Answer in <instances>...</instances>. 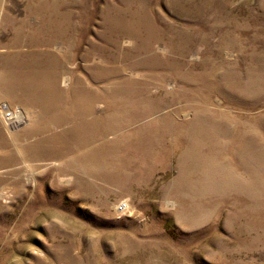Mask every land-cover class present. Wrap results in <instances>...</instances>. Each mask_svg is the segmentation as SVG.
Instances as JSON below:
<instances>
[{
	"label": "rangeland",
	"instance_id": "374dc122",
	"mask_svg": "<svg viewBox=\"0 0 264 264\" xmlns=\"http://www.w3.org/2000/svg\"><path fill=\"white\" fill-rule=\"evenodd\" d=\"M0 264H264V0H0Z\"/></svg>",
	"mask_w": 264,
	"mask_h": 264
},
{
	"label": "bare ground",
	"instance_id": "6f19581e",
	"mask_svg": "<svg viewBox=\"0 0 264 264\" xmlns=\"http://www.w3.org/2000/svg\"><path fill=\"white\" fill-rule=\"evenodd\" d=\"M8 109H3V111H1V116H3V120L5 123H7V125H9V129H13L16 127H23L25 125H27L28 119L24 114L18 115L16 112H11L9 111L8 114H6L5 112Z\"/></svg>",
	"mask_w": 264,
	"mask_h": 264
},
{
	"label": "built area",
	"instance_id": "2783aa9c",
	"mask_svg": "<svg viewBox=\"0 0 264 264\" xmlns=\"http://www.w3.org/2000/svg\"><path fill=\"white\" fill-rule=\"evenodd\" d=\"M9 111H11V110H7V112H5V113L8 114ZM117 209L120 212L124 211L126 209V203L122 202V203L118 204Z\"/></svg>",
	"mask_w": 264,
	"mask_h": 264
}]
</instances>
